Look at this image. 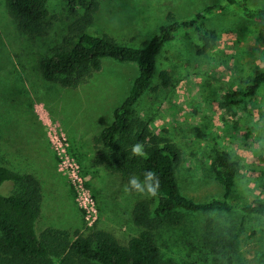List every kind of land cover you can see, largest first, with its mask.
Here are the masks:
<instances>
[{
	"label": "rangeland",
	"instance_id": "rangeland-1",
	"mask_svg": "<svg viewBox=\"0 0 264 264\" xmlns=\"http://www.w3.org/2000/svg\"><path fill=\"white\" fill-rule=\"evenodd\" d=\"M247 2L249 8L264 9V0ZM99 3L89 33L132 47L148 42L170 19L188 20L208 6H221L200 25V33L212 35L214 41L187 29L163 48L152 88L138 102L136 116L153 135L180 150L182 160L176 174L187 198L202 202L222 197L211 163L218 152H225L238 169L230 201H264V86L236 105L221 104L225 94L242 90L264 70L258 23L244 18L237 6H228L225 0ZM70 21L67 0H52L42 33L27 37L8 18L4 0H0V163L39 181L38 234L54 228L73 240L76 231L95 227L125 244L137 232L130 217L133 203L152 195L145 186L142 192L128 194L115 174L94 165L93 138L112 121L113 110L126 97L137 67L104 59L100 71L76 89L44 80L39 61L60 43ZM161 72L168 74L166 86L161 83ZM71 149L80 160L72 156ZM63 150L76 165L79 182L61 170L57 153ZM209 217L215 221V230L207 245H202L209 264H264L260 256L264 219L243 221L237 213L186 214L185 231L195 240L201 238L202 244L209 234L204 227ZM229 227L239 233L238 246L225 258L215 244ZM251 229L256 230L254 236H250Z\"/></svg>",
	"mask_w": 264,
	"mask_h": 264
},
{
	"label": "trees",
	"instance_id": "trees-1",
	"mask_svg": "<svg viewBox=\"0 0 264 264\" xmlns=\"http://www.w3.org/2000/svg\"><path fill=\"white\" fill-rule=\"evenodd\" d=\"M51 1L4 0V7L20 33L32 37L42 33ZM225 1L228 6H237L244 18L258 23V37L264 43V9L249 8L247 0ZM99 2L67 0L71 21L60 43L39 61V69L44 80L56 82L64 89H76L100 71L104 59L136 65L137 75L124 100L113 110L112 121L93 138V161L115 174L128 194L138 193L130 183L135 179L140 187L156 188V195L133 203L130 217L137 232L125 244L95 227L76 231L73 240L67 232L54 228L38 234L36 223L42 201L39 181L0 163V264H209L202 245H207L213 235L215 221L211 217L205 220L209 234L202 244L201 238L195 240L185 231L186 214L237 213L243 221L259 220L264 219V201H230L238 169L225 152H218L211 163L222 197L196 202L184 196L176 174L182 160L180 150L169 140L153 135L148 125L137 118L135 108L152 88L157 57L163 48L187 29L195 30L206 41H214L212 35L200 33V25L221 6H208L188 20L170 19L148 42L132 47L89 33ZM160 79L163 86L169 82L166 72L160 73ZM261 86L264 70L257 72L242 90L225 94L221 104L236 105L241 99L254 96ZM135 145L141 146L143 155L133 152ZM71 152L80 160L78 152ZM149 174H153L150 182ZM261 231L264 233V228ZM255 234L256 230L251 229L250 236ZM238 235L235 227H229L227 234L218 238L215 246L223 257L236 252ZM260 256L264 259V252Z\"/></svg>",
	"mask_w": 264,
	"mask_h": 264
},
{
	"label": "built area",
	"instance_id": "built-area-1",
	"mask_svg": "<svg viewBox=\"0 0 264 264\" xmlns=\"http://www.w3.org/2000/svg\"><path fill=\"white\" fill-rule=\"evenodd\" d=\"M56 139V143L57 144H60V148H62V142L56 137L55 138ZM55 144V143H54ZM56 146V145H55ZM56 150H57V148H56ZM58 154V156H59V158H60V165L62 166V168H61V170L62 169H65L66 170V172L68 173V175L72 178V179H74V180H77V182H79V179L77 178V176H76V165L73 163V162H71L70 160H69V158H68V155L64 152V150L61 152V153H57ZM73 177H75V178H73ZM80 205L83 207V208H85V209H87V205L85 204V205H82L81 203H80ZM91 206V205H90ZM91 208V207H90Z\"/></svg>",
	"mask_w": 264,
	"mask_h": 264
},
{
	"label": "clouds",
	"instance_id": "clouds-1",
	"mask_svg": "<svg viewBox=\"0 0 264 264\" xmlns=\"http://www.w3.org/2000/svg\"><path fill=\"white\" fill-rule=\"evenodd\" d=\"M133 152L137 155H143V152L141 150V146L140 145H135L134 148H133ZM152 175L153 174H149L147 176V181H151L152 180ZM131 185H132V188H134L136 191L138 192H142L143 189H141L140 185L136 182L135 179L131 180L130 181ZM159 187V185H157V188ZM148 191L151 195L155 196L156 195V192H157V189L156 188H152L151 186H149L148 188Z\"/></svg>",
	"mask_w": 264,
	"mask_h": 264
}]
</instances>
